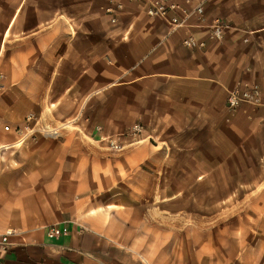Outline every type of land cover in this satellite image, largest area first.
<instances>
[{
	"label": "crops",
	"instance_id": "0c3cea01",
	"mask_svg": "<svg viewBox=\"0 0 264 264\" xmlns=\"http://www.w3.org/2000/svg\"><path fill=\"white\" fill-rule=\"evenodd\" d=\"M109 1L0 0V235L20 233L0 264H205L203 235L220 252L226 239L222 217L206 228L190 213L201 209L196 193L210 174L245 176L231 198L247 192L251 210L260 191L264 208V107H227L228 89L241 82L264 93V0H194L203 2L202 23L232 25L223 41H209L195 17L194 27L173 30L129 0H115L124 9L113 23ZM190 32L207 46L185 47ZM65 120L74 131H62ZM136 122L145 127L140 142L120 152L87 141ZM135 176L153 182L126 183ZM229 219L228 262L264 264V211ZM51 225L62 234L50 238Z\"/></svg>",
	"mask_w": 264,
	"mask_h": 264
},
{
	"label": "built area",
	"instance_id": "2783aa9c",
	"mask_svg": "<svg viewBox=\"0 0 264 264\" xmlns=\"http://www.w3.org/2000/svg\"><path fill=\"white\" fill-rule=\"evenodd\" d=\"M134 3H139L144 6L145 12L151 17H157L166 21L173 30H178L187 27H194L190 23V19L195 17L197 22L195 27H205L208 29L209 41H223L228 31L232 29V25L221 17L212 19L209 23L205 21V9L203 2L194 3V0H129ZM124 5L121 2L110 0L105 12L110 16L111 21L116 23L119 19ZM253 32H250L251 35ZM207 41L199 39L194 33L190 32L183 39V45L188 49H204L207 46ZM249 42V37L244 39ZM243 104L252 105L255 107H264V93L258 84L247 81L241 82L232 89H228L227 107L231 112H235ZM27 122H33L35 117L29 115L26 118ZM9 129V126L6 127ZM25 130H31L29 124L25 126ZM40 131L48 135H58L59 131L48 126L40 127ZM145 127L142 123H134L128 131L116 135L103 137L99 142H106L104 148L120 152L127 145H135L140 142L141 135L144 133ZM126 139H130L129 144L124 143ZM20 234L15 230H8L3 235H0V250L7 251L8 240L12 235ZM62 234L61 229L57 225L49 226L48 236L50 238L58 237Z\"/></svg>",
	"mask_w": 264,
	"mask_h": 264
},
{
	"label": "rangeland",
	"instance_id": "374dc122",
	"mask_svg": "<svg viewBox=\"0 0 264 264\" xmlns=\"http://www.w3.org/2000/svg\"><path fill=\"white\" fill-rule=\"evenodd\" d=\"M3 83V77L0 73V86H2ZM53 120V118L51 117ZM65 125L62 128V131L69 132L74 131V122L70 120H65ZM77 131V130H76ZM128 131V130H127ZM83 135L81 131L77 133V135ZM122 134V133H121ZM120 135V134H119ZM84 136V135H83ZM87 141L98 151L106 152V153H117V151L109 150L107 148H104L103 145H106V142H99L96 139H87ZM223 171V170H222ZM246 177L245 176H234L230 177L228 175H206L201 176V191L199 193H196L198 196V199L201 200V209H190L191 215L197 214L201 217L207 219L205 221H208L205 224H201L203 227H214L215 225L210 223L211 219L214 217H222V222L217 224V226H220L223 229V232H225L226 239L222 240V251L220 252L219 248L214 244V241L209 239L212 234H204L203 236L207 237V240L205 242V245L201 247V253L203 259L206 258L205 264H230L228 262L229 260V252L231 250L230 248V240L229 237L232 233L231 227H235L234 223H231V220L229 217H235V216H245V215H261L264 211V208L262 206V192H257L254 194V203L253 208L250 210L248 209L246 205V194L245 191H240L237 193H234L233 197L231 198V193L229 191L231 184L235 182H245ZM137 182L141 183L143 187H147L150 183L153 182V180L150 177H129L126 180V183H132ZM147 194L149 196H146V199H154L150 194ZM160 214L161 212L158 211ZM165 214V213H164ZM233 221V220H232ZM158 226H153L152 230H154L158 235L160 232H163V229L161 227V224H157ZM204 233H209V230H206ZM160 250L161 248H166L167 244H165L164 240L161 239H155L153 241ZM254 247H261L262 246V239L261 237H256L254 239ZM145 244V243H143ZM246 243V239H239L238 240V247L244 248ZM168 247L169 244H168ZM174 247L176 249H181L178 244H175ZM226 253V256H224V253ZM239 253V251H238ZM247 257L238 258L237 262H234L235 264H246L247 263ZM211 260V261H210Z\"/></svg>",
	"mask_w": 264,
	"mask_h": 264
}]
</instances>
